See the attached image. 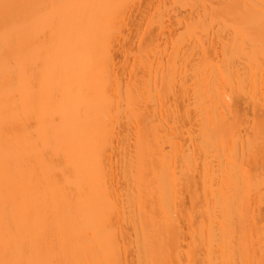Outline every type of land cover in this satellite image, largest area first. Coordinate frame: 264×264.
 Segmentation results:
<instances>
[{
    "label": "bare ground",
    "instance_id": "1",
    "mask_svg": "<svg viewBox=\"0 0 264 264\" xmlns=\"http://www.w3.org/2000/svg\"><path fill=\"white\" fill-rule=\"evenodd\" d=\"M0 264H264V0H0Z\"/></svg>",
    "mask_w": 264,
    "mask_h": 264
}]
</instances>
